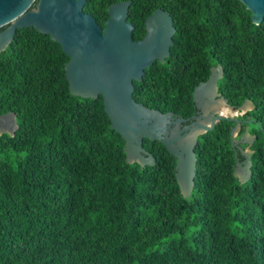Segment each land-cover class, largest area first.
Segmentation results:
<instances>
[{"label":"trees","instance_id":"1","mask_svg":"<svg viewBox=\"0 0 264 264\" xmlns=\"http://www.w3.org/2000/svg\"><path fill=\"white\" fill-rule=\"evenodd\" d=\"M119 1L87 0L86 12L103 28ZM130 1L132 38L157 8L175 27L170 55L133 82V99L188 119L195 88L221 66L227 103L252 105L237 117V139L255 125L250 177L233 174L247 159L228 119L197 138L189 197L158 141L143 140L153 165L127 163L102 97L69 94L59 44L17 29L0 52V115L17 124L0 136V264H264V19L253 24L239 0Z\"/></svg>","mask_w":264,"mask_h":264},{"label":"water","instance_id":"2","mask_svg":"<svg viewBox=\"0 0 264 264\" xmlns=\"http://www.w3.org/2000/svg\"><path fill=\"white\" fill-rule=\"evenodd\" d=\"M239 1L251 12L253 24L263 21L264 0ZM84 3L85 0H0V52L8 47L17 29L34 28L48 35L68 57L64 70L69 94L80 98L102 97L110 127L124 140L126 162L138 163L141 167L153 165L154 158L142 143L144 139L158 141L176 159V179L184 197L190 196L194 186L197 137L212 130L217 121L228 119L234 122L230 141L235 156L239 151L247 159V176L240 179L243 163L239 161L235 163L233 174L241 183L247 181L252 153L249 147L255 136L246 128L242 137L235 139L240 121L233 115L251 110L249 101L235 110L228 105L229 114L210 119L209 126L197 119L180 131L176 126L185 119L173 120L171 113L151 110L133 99V82L141 81L145 69L155 61L163 63L170 55L175 33L171 15L162 9L152 12L144 21L145 36L135 41L132 39L134 27L127 21L130 0H121L107 7L108 17L103 28L92 15L83 12ZM221 75H215L212 69L208 80L195 88L193 102L197 109L202 107L203 112L208 109L206 103L201 105L200 98L216 92V82ZM223 100L226 104L227 101ZM172 123L175 128L168 132ZM16 129L15 114L0 115V136L5 133L13 135ZM191 132L194 133L190 136ZM242 144L247 148L241 149ZM246 150L248 154H245Z\"/></svg>","mask_w":264,"mask_h":264},{"label":"flooded vegetation","instance_id":"3","mask_svg":"<svg viewBox=\"0 0 264 264\" xmlns=\"http://www.w3.org/2000/svg\"><path fill=\"white\" fill-rule=\"evenodd\" d=\"M86 2H87V0H85V3H84V5H83V12L84 13H87V14H90V15H92L93 16V14L92 13H90V12H86L87 11V9L85 8V5H86ZM157 9H159V8H157ZM157 9H155V10H157ZM154 10V11H155ZM153 11V12H154ZM150 15V14H149ZM148 15V16H149ZM147 16V17H148ZM94 17V16H93ZM146 19V18H145ZM145 21V20H144ZM98 23V22H97ZM143 24H144V22H143ZM174 26V25H173ZM175 28V27H174ZM175 34V33H174ZM145 36V26L143 25V33L140 35V37L139 38H132L133 40H135V41H138V40H141V39H143V37ZM212 69H214V71H215V75H219V73H222V70H221V68L219 67V66H215V67H212L211 69H210V75H211V70ZM209 75V76H210ZM217 83V82H216ZM223 99H225L223 96H222V94L219 92V90H218V87L216 88V92L214 93V94H211V93H209V95H208V97L207 98H204V96H202L201 98H200V103L201 104H207L208 105V109L210 108L209 106H211V105H213V106H215V107H217V108H219V104L220 105H223V107H224V109H227L228 108V103L226 102V104L224 103V100ZM216 102V103H215ZM211 103H215V104H211ZM195 106V105H194ZM233 109V108H232ZM233 110H235V109H233ZM217 115H222L223 116V114H219L218 112L217 113H212V110H207L206 112H205V110H204V112H203V110H202V108L201 107H199L198 109L195 107V111H194V114L190 117V118H188V119H185V121L184 122H181L178 126H177V129L178 130H182L184 127H186V126H188V125H192L195 121H197V119H198V121H200V122H203L205 119H213L214 117H216ZM239 115H241V114H239V113H237L236 115H233V117H238ZM243 115V114H242ZM173 117H174V115H173ZM196 118V119H195ZM178 119H182V118H177V117H174L173 118V120H178ZM238 119V118H237ZM240 121V120H239ZM205 122V121H204ZM241 122V121H240ZM205 124H206V126H209L206 122H205ZM218 124V121L217 122H215V124H214V127L216 126ZM240 126V125H239ZM213 127V128H214ZM175 128V124L173 123V124H171L170 125V128L168 129V132L169 131H172L173 129ZM210 131V130H209ZM206 132H208V131H206ZM205 132V133H206ZM204 134V133H203ZM202 135V134H201ZM238 135V134H237ZM237 135H236V138H237ZM200 136V135H199ZM198 136V137H199ZM197 137V138H198ZM197 141V140H196ZM246 161L244 160V161H242V163L244 164Z\"/></svg>","mask_w":264,"mask_h":264},{"label":"rangeland","instance_id":"4","mask_svg":"<svg viewBox=\"0 0 264 264\" xmlns=\"http://www.w3.org/2000/svg\"><path fill=\"white\" fill-rule=\"evenodd\" d=\"M216 103V102H215ZM215 103H211V104H215ZM202 106L204 105V104H201ZM219 106V108H217V107H215V106H213V105H211V106H209L210 107V110H212V113H219V114H223V115H227V114H229V110H227V109H224V107H223V105H218ZM202 108V107H201ZM249 107H246L245 109H248ZM246 111H243L242 113H245ZM206 123H208L209 122V119H206V120H204ZM242 121V120H241ZM255 128V125L253 124V123H249V124H247V131L249 132V130H253ZM250 131V132H251ZM252 133V132H251ZM250 134V133H249ZM250 135H252V134H250ZM236 135H234V137H235ZM242 137V135L239 137V138H241ZM238 138V139H239ZM242 145H245V144H242ZM245 154H248V151L246 150V153ZM245 165H246V162L244 163V164H242V169H241V171H240V173H239V176H240V179L241 180H244L245 178H246V176H247V171H246V167H245Z\"/></svg>","mask_w":264,"mask_h":264},{"label":"clouds","instance_id":"5","mask_svg":"<svg viewBox=\"0 0 264 264\" xmlns=\"http://www.w3.org/2000/svg\"><path fill=\"white\" fill-rule=\"evenodd\" d=\"M219 67L221 68V66H219ZM221 70H222V68H221ZM144 73H145V71H144ZM132 96H133V93H132ZM143 106H144V105H143ZM149 109H150V108H149ZM227 109H228V108H227ZM151 110H153V109H151ZM155 111H156V110H155ZM158 112H159V111H158ZM168 113H170V112H168ZM165 114H166V113H165ZM171 114H172V113H171ZM172 115H173V114H172ZM173 118H174V117H173ZM172 124H173V123H172ZM177 126H178V124H177ZM177 126H176V127H177ZM238 132H239V130H238ZM237 134H238V133H237ZM237 134H236V135H237ZM234 138L237 139L236 136H235ZM144 140H146V139H144ZM148 141H149V140H148ZM151 142H152V141H151ZM142 147H143V143H142ZM143 148H144V147H143ZM144 149H145V148H144ZM148 154H149V153H148ZM149 155H150V154H149Z\"/></svg>","mask_w":264,"mask_h":264},{"label":"crops","instance_id":"6","mask_svg":"<svg viewBox=\"0 0 264 264\" xmlns=\"http://www.w3.org/2000/svg\"><path fill=\"white\" fill-rule=\"evenodd\" d=\"M207 110H210V108L207 109ZM207 110H205V112H206ZM205 120H206V119H205ZM202 124H203V125H206L204 121L202 122ZM207 124H209V122H208ZM202 134H203V133H202Z\"/></svg>","mask_w":264,"mask_h":264},{"label":"bare ground","instance_id":"7","mask_svg":"<svg viewBox=\"0 0 264 264\" xmlns=\"http://www.w3.org/2000/svg\"><path fill=\"white\" fill-rule=\"evenodd\" d=\"M227 110H228V109H227ZM193 133H194V132H191L189 135L191 136V135H193Z\"/></svg>","mask_w":264,"mask_h":264}]
</instances>
